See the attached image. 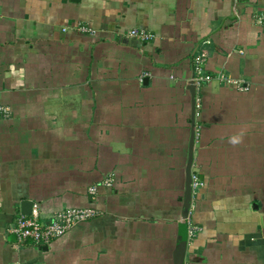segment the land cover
I'll use <instances>...</instances> for the list:
<instances>
[{"label": "crops", "instance_id": "obj_1", "mask_svg": "<svg viewBox=\"0 0 264 264\" xmlns=\"http://www.w3.org/2000/svg\"><path fill=\"white\" fill-rule=\"evenodd\" d=\"M0 103V264H174L193 131L185 260L264 264V0H0ZM34 204L98 215L19 242Z\"/></svg>", "mask_w": 264, "mask_h": 264}, {"label": "built area", "instance_id": "obj_2", "mask_svg": "<svg viewBox=\"0 0 264 264\" xmlns=\"http://www.w3.org/2000/svg\"><path fill=\"white\" fill-rule=\"evenodd\" d=\"M78 31L87 33L93 32V29L81 25L78 27ZM129 36L144 42L154 39V34L145 28H131L128 30ZM207 60V53L205 51H198L192 58V70L193 76L190 79V83L198 93L203 86L212 79V76L205 69V62ZM219 79L222 83L233 86L239 91L248 89V85L238 79L231 78L223 73L219 74ZM195 105L199 102L198 97H195ZM12 116V109L9 105L0 103V120L10 119ZM113 181L109 178L104 179L102 184L110 186ZM203 184L197 173L191 175V193L193 197H196L197 190ZM89 193L94 194L97 190L96 185L89 187ZM98 215V211L93 207H73L67 208L55 213L50 222H44L41 219L40 209L36 204L32 206L29 215H22L19 217L16 225L10 230L16 235L19 242L29 239L36 244H46L53 239L63 236L65 233L74 228L78 223L90 220ZM188 223V242L192 240L197 234L199 228L194 225L188 215L186 217ZM184 264H190L185 260Z\"/></svg>", "mask_w": 264, "mask_h": 264}, {"label": "water", "instance_id": "obj_3", "mask_svg": "<svg viewBox=\"0 0 264 264\" xmlns=\"http://www.w3.org/2000/svg\"><path fill=\"white\" fill-rule=\"evenodd\" d=\"M193 95V100H194ZM195 106V102H193V108ZM195 111V110H194ZM195 115V112H193V117ZM192 136L190 139L189 144V155H188V161L186 166V178H185V210H184V219L182 220V223L179 225V233L177 237V243L175 250L173 252V262L174 264H184L185 258L187 254V244H188V223H187V215L188 210L190 207V202L192 200L191 196V175L192 173H198V169L195 167H192L193 162V144H194V131L192 132ZM31 206V203L29 204ZM28 212H26L27 214Z\"/></svg>", "mask_w": 264, "mask_h": 264}, {"label": "rangeland", "instance_id": "obj_4", "mask_svg": "<svg viewBox=\"0 0 264 264\" xmlns=\"http://www.w3.org/2000/svg\"><path fill=\"white\" fill-rule=\"evenodd\" d=\"M93 32H94V30H93ZM88 33V32H87ZM199 99V98H198ZM203 182V181H202ZM204 184H202L200 187H199V190L202 188V186H203ZM199 190H197L196 192H199Z\"/></svg>", "mask_w": 264, "mask_h": 264}, {"label": "flooded vegetation", "instance_id": "obj_5", "mask_svg": "<svg viewBox=\"0 0 264 264\" xmlns=\"http://www.w3.org/2000/svg\"><path fill=\"white\" fill-rule=\"evenodd\" d=\"M198 174V173H197ZM199 176V175H198Z\"/></svg>", "mask_w": 264, "mask_h": 264}]
</instances>
